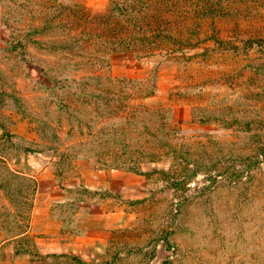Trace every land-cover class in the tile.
Segmentation results:
<instances>
[{
  "label": "rangeland",
  "instance_id": "rangeland-1",
  "mask_svg": "<svg viewBox=\"0 0 264 264\" xmlns=\"http://www.w3.org/2000/svg\"><path fill=\"white\" fill-rule=\"evenodd\" d=\"M133 1L0 0V264H264V0H194L236 47L188 65L113 51ZM97 172L109 242L64 256L39 212Z\"/></svg>",
  "mask_w": 264,
  "mask_h": 264
},
{
  "label": "trees",
  "instance_id": "trees-1",
  "mask_svg": "<svg viewBox=\"0 0 264 264\" xmlns=\"http://www.w3.org/2000/svg\"><path fill=\"white\" fill-rule=\"evenodd\" d=\"M193 4L194 0H155L153 2L134 0L132 7L129 9L124 7L119 10L122 19L125 21L119 19H116V21L118 20L126 28V34L116 37L114 44H112L113 51L129 56L143 55L144 57L155 52L159 57H163L171 63L177 61L180 64L185 62L188 65L194 58L193 53H199L195 50H204L203 57H205L207 42L216 41L217 47H221L222 43L225 47L224 51L235 49L236 44L232 41L229 43H226L227 40L221 41L217 30L216 34H212L203 27L213 21L211 20L213 15L205 14V11H209L207 10V4L202 3L198 8H195ZM216 6L219 10H222L221 5ZM157 10L161 14L164 13L166 22L152 28L151 26L154 23L152 24V20L149 19L155 17L153 14H156ZM221 15H224V13L218 11L215 16ZM127 16L130 18H127ZM165 16H171V19L167 20L168 18H165ZM248 41L244 42H247V45L252 42L251 39ZM136 46L143 49L137 51ZM196 55L198 57L200 54ZM126 169L133 170V168L128 167ZM12 174L23 182L31 181L30 178L23 176L21 173ZM3 186H7V184L3 182ZM24 234L17 236L22 238Z\"/></svg>",
  "mask_w": 264,
  "mask_h": 264
},
{
  "label": "crops",
  "instance_id": "crops-1",
  "mask_svg": "<svg viewBox=\"0 0 264 264\" xmlns=\"http://www.w3.org/2000/svg\"><path fill=\"white\" fill-rule=\"evenodd\" d=\"M113 171L116 170H111ZM106 181L101 172H97L92 176L89 185V181L78 180L76 185L55 186L49 190V199L44 201L43 211L39 214L40 219L47 225H54L58 229L55 236L58 238V244L62 245V255L90 258L97 254V251L107 247L113 231L109 220H116L114 217L117 213L107 209L111 192L102 190ZM93 189L103 193L96 194ZM58 210H62L64 214L60 215ZM26 235L28 234L25 233L23 237ZM43 245L45 244L41 243V247ZM47 245L48 247L39 249L37 254L46 258L37 260L40 263L49 264L50 259L56 256L57 249L54 244ZM92 250L96 251L92 253Z\"/></svg>",
  "mask_w": 264,
  "mask_h": 264
}]
</instances>
